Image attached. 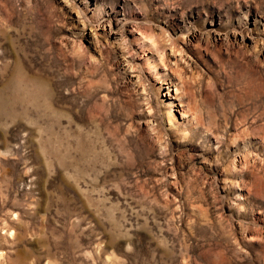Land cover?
Listing matches in <instances>:
<instances>
[{"label": "rangeland", "instance_id": "rangeland-1", "mask_svg": "<svg viewBox=\"0 0 264 264\" xmlns=\"http://www.w3.org/2000/svg\"><path fill=\"white\" fill-rule=\"evenodd\" d=\"M0 264H264V0H0Z\"/></svg>", "mask_w": 264, "mask_h": 264}, {"label": "bare ground", "instance_id": "bare-ground-1", "mask_svg": "<svg viewBox=\"0 0 264 264\" xmlns=\"http://www.w3.org/2000/svg\"><path fill=\"white\" fill-rule=\"evenodd\" d=\"M143 36H144V34H143ZM152 41V40H151ZM156 46V45H155ZM11 80V79H10ZM11 82V81H10ZM10 86V85H9Z\"/></svg>", "mask_w": 264, "mask_h": 264}]
</instances>
